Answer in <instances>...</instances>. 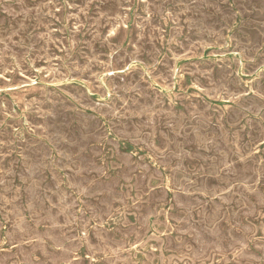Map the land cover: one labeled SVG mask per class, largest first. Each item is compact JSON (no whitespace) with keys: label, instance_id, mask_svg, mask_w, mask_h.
Here are the masks:
<instances>
[{"label":"rangeland","instance_id":"rangeland-1","mask_svg":"<svg viewBox=\"0 0 264 264\" xmlns=\"http://www.w3.org/2000/svg\"><path fill=\"white\" fill-rule=\"evenodd\" d=\"M263 49L264 0H0V264H264Z\"/></svg>","mask_w":264,"mask_h":264},{"label":"bare ground","instance_id":"bare-ground-1","mask_svg":"<svg viewBox=\"0 0 264 264\" xmlns=\"http://www.w3.org/2000/svg\"><path fill=\"white\" fill-rule=\"evenodd\" d=\"M30 1H33V0H30ZM140 2H141V0H139ZM222 1H224V0H222ZM148 4V3H147ZM184 6V5H183ZM233 6V5H232ZM172 8V7H171ZM177 8H179V7H177ZM177 8L175 9V10H177ZM225 8H226V6H225ZM231 8V7H230ZM233 11V10H232ZM182 12V11H181ZM144 13H146V12H144ZM146 16V15H145ZM165 16V15H164ZM167 16V15H166ZM169 16V15H168ZM149 18V17H148ZM165 18V17H164ZM170 18H171V16H170ZM181 19V18H180ZM244 20V19H243ZM119 21V20H118ZM117 21V22H118ZM171 21V20H170ZM66 22V21H65ZM122 23V22H121ZM124 23V22H123ZM181 23V22H180ZM122 25V24H121ZM172 25H174V24H172ZM225 25V24H224ZM232 25V24H231ZM230 25V26H231ZM243 25V24H242ZM123 26V25H122ZM175 26V25H174ZM239 26V25H238ZM137 27V26H136ZM108 28V27H107ZM117 28H118V25H117ZM132 28V27H131ZM171 28V27H170ZM238 28V27H237ZM107 30V29H106ZM137 30V29H136ZM223 30V29H222ZM182 31V30H181ZM112 32V31H111ZM117 33V32H116ZM225 33V32H224ZM162 34V33H161ZM210 34V33H209ZM137 35V34H136ZM108 36V35H107ZM106 36V37H107ZM145 36V35H144ZM182 36V35H181ZM123 37V36H122ZM169 37V36H168ZM244 38V37H243ZM67 39H68V37H67ZM66 39V40H67ZM122 39V38H121ZM132 39V38H131ZM179 39V38H178ZM181 39V38H180ZM209 39V38H208ZM229 39V38H228ZM81 40V39H80ZM106 40V39H105ZM133 40H135V39H133ZM162 40V39H161ZM224 40V39H223ZM226 41V40H225ZM230 41V40H229ZM69 42V41H68ZM131 42V41H130ZM161 42V41H160ZM222 42V41H221ZM70 43V42H69ZM69 43H68V45H69ZM119 43V42H118ZM134 43V42H133ZM227 44V43H226ZM112 45V44H111ZM120 45V44H119ZM156 45V44H155ZM133 46V45H132ZM215 46V45H214ZM120 48V47H119ZM157 48V47H156ZM172 48V47H171ZM177 48V47H176ZM204 48V47H203ZM210 48V47H209ZM221 48V47H220ZM161 49V48H160ZM231 49V48H230ZM177 50V49H176ZM217 50V49H216ZM219 50V49H218ZM264 50V49H263ZM75 51V50H74ZM107 51V50H106ZM113 51V50H112ZM118 50H116V52H117ZM131 51V50H130ZM118 52H120V50L118 51ZM194 52V51H193ZM109 53V52H108ZM114 53V52H113ZM112 53V54H113ZM177 54V53H176ZM189 54V53H188ZM252 54V53H251ZM257 54V53H256ZM171 55V54H170ZM193 55V54H192ZM111 56V55H110ZM143 56V55H142ZM166 56V55H165ZM184 56V55H183ZM186 56V55H185ZM224 56V55H223ZM223 56H222V58H223ZM167 57V56H166ZM234 57V56H233ZM110 58V57H109ZM169 58V57H168ZM187 58V57H186ZM218 58V57H217ZM143 59V58H142ZM155 59V58H154ZM221 59V58H220ZM146 60V59H145ZM163 60H165V59H163ZM254 60H255V58H254ZM253 60V61H254ZM108 62V61H107ZM190 62V61H189ZM188 62V63H189ZM199 62V61H198ZM228 62V61H227ZM245 62V61H244ZM110 63V62H109ZM134 63V62H133ZM200 63V62H199ZM204 63V62H203ZM223 63V62H222ZM100 64V63H99ZM157 64V63H156ZM110 65V64H109ZM129 65V64H128ZM137 65V64H136ZM240 65V64H239ZM92 66V65H91ZM115 67V66H114ZM130 67V66H129ZM142 67V66H141ZM153 67V66H152ZM264 67V66H263ZM147 68H149V67H147ZM96 69V68H95ZM108 69V68H107ZM110 69H111V66H110ZM175 69V68H174ZM173 69V70H174ZM112 70V69H111ZM147 70V69H146ZM150 70V69H149ZM154 70V69H153ZM93 71V70H92ZM108 71V70H107ZM181 71H183V70H181ZM189 71V70H188ZM204 71V70H203ZM213 71H214V69H213ZM232 71H234V70H232ZM262 71H263V69H262ZM104 72V71H103ZM113 72V71H112ZM122 72V71H121ZM125 72V71H124ZM143 72H144V70H143ZM148 72V71H147ZM178 72V71H177ZM94 73V72H93ZM146 73V72H145ZM149 73V72H148ZM257 73V72H256ZM184 74V73H183ZM117 75V74H116ZM119 75V74H118ZM149 75V74H148ZM237 75V74H236ZM121 76V75H120ZM174 76V75H173ZM126 77V76H125ZM192 77V76H191ZM195 77V76H194ZM258 77V76H257ZM144 80H145V78H143ZM158 79H160V78H158ZM253 79V78H252ZM135 80V79H134ZM143 80V81H144ZM15 81V80H14ZM13 81V82H14ZM75 81V80H74ZM257 81V80H256ZM201 82V81H200ZM255 82V81H254ZM108 83V82H107ZM202 83V82H201ZM18 83H16V85H17ZM131 84V83H130ZM150 84V83H149ZM154 84V83H153ZM192 85V84H191ZM239 85V84H238ZM132 86V85H131ZM194 86V85H193ZM253 86V85H252ZM262 86H263V84H262ZM242 87V86H241ZM1 88V87H0ZM18 88V87H17ZM88 88V87H87ZM150 88V87H149ZM234 88V87H233ZM15 89H16V87H15ZM91 90V89H90ZM154 90V89H153ZM247 91H248V89H246ZM246 91V92H247ZM81 92V91H80ZM12 93V92H11ZM10 93V94H11ZM20 94V93H19ZM7 95V94H6ZM9 95V94H8ZM18 95V94H17ZM140 95V94H139ZM184 95V94H183ZM251 95V94H250ZM16 96V95H15ZM205 96V95H204ZM219 96V95H218ZM260 96V95H259ZM113 97V96H112ZM163 97V96H162ZM185 98H186V96H184ZM232 97V96H231ZM13 98V97H12ZM161 98V97H160ZM188 98V97H187ZM186 98V99H187ZM191 98V97H190ZM195 98V97H194ZM205 98V97H204ZM233 98V97H232ZM241 98V97H240ZM245 98V97H244ZM11 99V98H10ZM113 99V98H112ZM114 99H115V97H114ZM125 99V98H124ZM230 99V98H229ZM15 100V99H14ZM120 100V99H119ZM122 100V99H121ZM189 100V99H188ZM237 100V99H236ZM264 100V99H263ZM117 101V100H116ZM163 101V100H162ZM205 101V100H204ZM190 102V101H189ZM228 102V101H227ZM234 102V101H233ZM95 103H97V102H95ZM14 104V103H13ZM100 104V103H99ZM106 104V103H105ZM115 104V103H114ZM193 104V103H192ZM231 104V103H230ZM237 104V103H236ZM235 105V104H234ZM216 107V106H215ZM228 107V106H227ZM17 108V107H16ZM210 108V107H209ZM237 108V107H236ZM235 108V109H236ZM93 109V108H92ZM174 109V108H173ZM227 109V108H226ZM238 109V108H237ZM148 111H150V110H148ZM177 111V110H176ZM180 111V110H179ZM182 111V110H181ZM221 111V110H220ZM241 111V110H240ZM263 111V110H262ZM222 112V111H221ZM261 112V111H260ZM211 113V112H210ZM224 113V112H223ZM222 113V114H223ZM94 114V113H93ZM138 114V113H137ZM151 114V113H150ZM91 115V114H90ZM258 116V115H257ZM249 116L247 115V118H248ZM95 118V117H94ZM135 118V117H134ZM246 118V119H247ZM259 118V117H258ZM109 119V118H108ZM223 119V118H222ZM245 119V120H246ZM251 119V118H250ZM106 120V119H105ZM112 120V119H111ZM244 120V121H245ZM213 121V120H212ZM108 122V121H107ZM110 122V121H109ZM113 122V121H112ZM243 123H245V122H243ZM262 123V122H261ZM107 125V124H106ZM224 125V124H223ZM223 127V126H222ZM263 127V126H262ZM107 128V127H106ZM232 129V128H231ZM112 135V134H111ZM264 135V134H263ZM106 139V138H105ZM245 139V138H244ZM228 142H229V140H228ZM117 143V142H116ZM126 143V142H125ZM154 145H155V143H154ZM142 147V146H141ZM103 148V147H102ZM138 148V147H137ZM87 151V150H86ZM139 151V150H138ZM256 151V150H255ZM260 151V150H259ZM106 152V151H105ZM105 156V155H104ZM141 156V155H140ZM257 156V155H256ZM109 157V156H108ZM153 157V156H152ZM102 158V157H101ZM144 158V157H143ZM155 160V159H154ZM264 160V159H263ZM155 164V163H154ZM161 168V167H160ZM166 169H167V167H166ZM168 171H169V169H168ZM166 174V173H165ZM163 175V174H162ZM150 183V182H149ZM153 187V186H152ZM167 220V219H166ZM168 222V221H167ZM93 224V223H92ZM153 230V229H152ZM162 234V233H161ZM83 235V234H82ZM114 235H116V234H114ZM157 235V234H156ZM146 237V236H145ZM122 240V239H121ZM5 241V240H4ZM127 241V240H126ZM128 241H129V239H128ZM142 242V241H141ZM149 243V242H148ZM129 245V244H128ZM132 248V247H131ZM131 248H129V249H131ZM155 248V247H154ZM156 249V248H155ZM161 249V248H160ZM125 250V249H124ZM162 251V250H161ZM136 252V251H135ZM141 255V254H140ZM155 255V254H154ZM168 256V255H167ZM88 257V256H87ZM164 257V256H163ZM107 258V257H106ZM110 258V257H109ZM217 259V258H216ZM103 260V259H102ZM165 260V259H164ZM142 261V260H141ZM141 263V262H140ZM147 263V262H146Z\"/></svg>","mask_w":264,"mask_h":264}]
</instances>
